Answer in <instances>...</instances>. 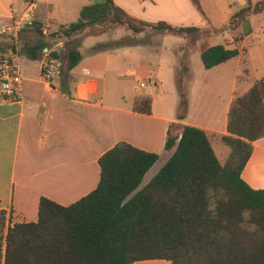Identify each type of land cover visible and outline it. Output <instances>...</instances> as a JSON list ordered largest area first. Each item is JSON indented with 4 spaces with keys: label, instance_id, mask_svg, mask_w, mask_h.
Listing matches in <instances>:
<instances>
[{
    "label": "crops",
    "instance_id": "1",
    "mask_svg": "<svg viewBox=\"0 0 264 264\" xmlns=\"http://www.w3.org/2000/svg\"><path fill=\"white\" fill-rule=\"evenodd\" d=\"M27 1L0 0V29L12 23L13 10L31 8L34 16L32 28L18 31L23 100L0 104V210L6 213L7 226L37 222L41 198L68 207L87 196L98 186L100 157L118 143L158 155L140 188L168 161L171 153L165 151L166 139H178L183 126L204 130L218 159L220 154L228 157L230 149L224 148L221 137L228 135L230 107L264 79V12L250 15L236 29L227 26L235 13L261 0H198L200 10L190 0H113L135 19L194 27L210 34L187 39L149 31L133 35L125 29L118 38L117 29L124 28H117L91 35L81 40L80 62L68 73L60 66V75L49 81L42 75L46 62L42 54L30 60L23 53L38 40L35 26L48 43L45 48L53 49L55 42L47 39L49 34L76 22L84 6L103 0H64V15L74 20L64 24L54 15L56 2L36 0L33 10L34 6L26 8ZM122 38L135 43L91 53L97 45ZM216 45L237 50L238 55L211 69L203 64L193 69L201 49ZM14 49L13 39L0 35V60L10 58ZM185 53L191 69L186 83L188 112L180 121L176 78ZM146 97L151 100L149 114L135 108ZM251 146L241 178L252 189L262 190L264 138ZM132 264L172 263L144 260Z\"/></svg>",
    "mask_w": 264,
    "mask_h": 264
},
{
    "label": "trees",
    "instance_id": "2",
    "mask_svg": "<svg viewBox=\"0 0 264 264\" xmlns=\"http://www.w3.org/2000/svg\"><path fill=\"white\" fill-rule=\"evenodd\" d=\"M190 1L200 10L198 0ZM262 12L264 0L249 4L231 17L227 27L236 29L250 15ZM117 28L133 35L149 31L187 39L207 33L166 22L147 23L128 15L113 0H103L84 6L76 22L60 26L47 39L63 43L57 62L68 73L81 60L78 49L83 38ZM35 29L39 35L37 42L23 50L30 60L40 59L41 51L48 46L38 25ZM134 43L130 38H122L97 45L91 53ZM190 45L188 42V49ZM237 55V50L222 45L200 51L205 69ZM184 87L179 74L176 117L180 121L188 112ZM135 108L149 114L150 98L139 99ZM227 132L221 141L230 153L223 164L206 132L186 125L178 139H166L165 151L171 155L142 188L158 155L122 142L100 157L98 186L74 204L64 207L41 198L37 222L13 226H7L6 213L0 210L2 264H132L144 260H167L172 264H264V189L254 190L241 178L252 142L264 138V79L233 101ZM208 186L213 190L223 188L230 196L228 203L219 201L218 219L210 218L206 211ZM244 208L253 209L260 232L250 235L237 227ZM225 220L227 224L222 223Z\"/></svg>",
    "mask_w": 264,
    "mask_h": 264
},
{
    "label": "built area",
    "instance_id": "3",
    "mask_svg": "<svg viewBox=\"0 0 264 264\" xmlns=\"http://www.w3.org/2000/svg\"><path fill=\"white\" fill-rule=\"evenodd\" d=\"M24 12L12 11L13 20L9 26L0 29V35L9 36L15 44L14 53L10 58L0 60V104L22 102L23 100V76L18 62V31L34 26V16L30 10ZM63 49L61 41L54 43V48H44L41 51L46 62L42 69V75L46 80H52L60 75L61 67L57 60L50 58L52 52ZM141 87H144L142 84Z\"/></svg>",
    "mask_w": 264,
    "mask_h": 264
},
{
    "label": "clouds",
    "instance_id": "4",
    "mask_svg": "<svg viewBox=\"0 0 264 264\" xmlns=\"http://www.w3.org/2000/svg\"><path fill=\"white\" fill-rule=\"evenodd\" d=\"M207 196L206 200L208 201L206 205V211L210 213V218L218 219L219 214L216 209L219 206V201H223V203H228L230 200V196L226 193L223 188H219L217 190H213L210 186L207 187ZM218 193V195H217ZM255 213L251 208H244L240 212V221L237 224V227L248 234H256L261 231L260 225L254 219ZM222 223L227 224V221H222Z\"/></svg>",
    "mask_w": 264,
    "mask_h": 264
},
{
    "label": "rangeland",
    "instance_id": "5",
    "mask_svg": "<svg viewBox=\"0 0 264 264\" xmlns=\"http://www.w3.org/2000/svg\"><path fill=\"white\" fill-rule=\"evenodd\" d=\"M50 1H51V3L56 2L55 9H54L55 10L54 15L56 17H59L60 21H62L63 24L68 23L70 21H74V20H71L72 18H70L69 16L64 15V0H50ZM25 6H26V8H29L30 6H34L33 10H35L36 9V0L27 1ZM125 33H126L125 29H117V37L118 38H121ZM205 42L209 43V41H207V40ZM189 43H192L191 40ZM189 47H191V45ZM188 50L186 52H188ZM186 61L187 60H186V53H185V55L182 56L181 69L178 71V74L182 75V77H183V83L185 85V87H184L185 89H186V83L188 82V78L190 76V72H189L190 68L186 65ZM198 67L199 68L202 67V62H201L200 58H197V59L195 58V60H193V69H197ZM224 148H227V147H225V145H224ZM225 160H226V155L220 154V157H219L220 163L223 164L225 162ZM1 263H2V253H0V264Z\"/></svg>",
    "mask_w": 264,
    "mask_h": 264
},
{
    "label": "water",
    "instance_id": "6",
    "mask_svg": "<svg viewBox=\"0 0 264 264\" xmlns=\"http://www.w3.org/2000/svg\"><path fill=\"white\" fill-rule=\"evenodd\" d=\"M50 58H52L53 60H57L58 59V54L56 52H52L50 54Z\"/></svg>",
    "mask_w": 264,
    "mask_h": 264
}]
</instances>
